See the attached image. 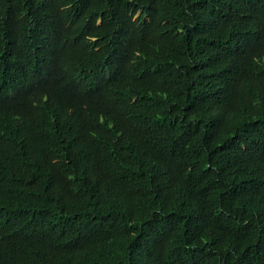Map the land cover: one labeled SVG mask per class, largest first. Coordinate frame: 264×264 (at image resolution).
Returning a JSON list of instances; mask_svg holds the SVG:
<instances>
[{
	"label": "trees",
	"instance_id": "obj_1",
	"mask_svg": "<svg viewBox=\"0 0 264 264\" xmlns=\"http://www.w3.org/2000/svg\"><path fill=\"white\" fill-rule=\"evenodd\" d=\"M0 264H264V0H0Z\"/></svg>",
	"mask_w": 264,
	"mask_h": 264
}]
</instances>
